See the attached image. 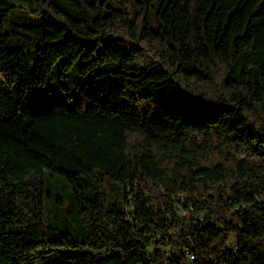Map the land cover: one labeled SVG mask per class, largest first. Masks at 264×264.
Wrapping results in <instances>:
<instances>
[{
    "label": "trees",
    "instance_id": "obj_1",
    "mask_svg": "<svg viewBox=\"0 0 264 264\" xmlns=\"http://www.w3.org/2000/svg\"><path fill=\"white\" fill-rule=\"evenodd\" d=\"M216 261L264 264V0H0V264Z\"/></svg>",
    "mask_w": 264,
    "mask_h": 264
},
{
    "label": "rangeland",
    "instance_id": "obj_2",
    "mask_svg": "<svg viewBox=\"0 0 264 264\" xmlns=\"http://www.w3.org/2000/svg\"><path fill=\"white\" fill-rule=\"evenodd\" d=\"M82 64L77 63L75 66L71 67L69 70H65L61 64L59 63L53 73L50 75V81H49V87H52V89L55 92V101H62L67 94L64 89H58V86L60 84L65 83L67 87L70 86L68 83L69 80H77L80 78H84L85 76L82 74L83 69L81 68ZM59 73L65 77L63 79L61 76L59 77ZM64 94V95H62Z\"/></svg>",
    "mask_w": 264,
    "mask_h": 264
},
{
    "label": "built area",
    "instance_id": "obj_3",
    "mask_svg": "<svg viewBox=\"0 0 264 264\" xmlns=\"http://www.w3.org/2000/svg\"><path fill=\"white\" fill-rule=\"evenodd\" d=\"M183 198H184V196H181V197H180V201H181ZM239 209H240L239 207L236 208V210H239ZM225 250H229L230 252H233V253L236 255V253H237V251H238V245H237L236 242L232 241L231 243L227 244V245L223 248V251H225ZM186 253L188 254L189 259H190L191 261H193V260L195 259L194 255H193L191 252L187 251ZM215 263L218 264L217 261H216Z\"/></svg>",
    "mask_w": 264,
    "mask_h": 264
}]
</instances>
